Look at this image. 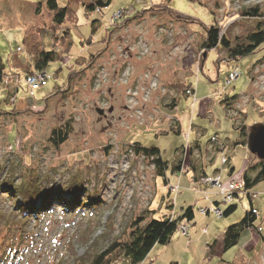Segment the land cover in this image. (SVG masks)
I'll use <instances>...</instances> for the list:
<instances>
[{
	"label": "rangeland",
	"instance_id": "rangeland-1",
	"mask_svg": "<svg viewBox=\"0 0 264 264\" xmlns=\"http://www.w3.org/2000/svg\"><path fill=\"white\" fill-rule=\"evenodd\" d=\"M41 1L0 0V55L5 64L0 109L8 112L0 114V180L11 173L18 183L19 177L36 174L41 188L61 191L58 196L64 199L75 196L82 209L64 211L52 206L45 214L24 215L14 209V198L6 188H1L0 264H73L67 251L71 248L80 256L88 249L80 243L87 228H91L95 249L101 250L115 238H126L134 216L151 211L150 217L160 218L170 212L171 203L175 215L181 206H193V220L182 222L185 231H176L168 244H155L140 264H264V181L250 190L255 194L252 205L258 210L255 225L260 224L261 235L255 227L247 228L237 245L218 255L215 247L211 251L207 245L218 241L225 227L248 210L245 194L233 198L237 207L227 216L201 214V209L210 208H205L209 195L221 202L213 185L195 190L191 170L172 173L170 167L165 185L163 177L155 176L151 158L136 154L133 147V142L153 145L171 162L176 150L188 143L183 133L189 131L191 122L205 129L201 136L205 143L216 132L220 141L236 140L238 131L233 125L242 121L240 111L245 112L243 122L249 128L264 122V112L260 114V106L264 109V43L236 61L224 60L220 46L208 52L201 47L203 25L229 33L230 39L243 36L256 19L243 17L241 10L257 4L264 13V0H111L101 14L86 15L82 5L71 3L77 20L69 23L70 39L59 41V47L53 42L62 30L44 27L51 22L46 8L41 11L40 7L38 14L34 11L35 3ZM165 6L181 20L158 11ZM37 41L58 55L43 71L48 76L45 85L32 88L27 78L43 73L29 71L30 47ZM93 56H98L93 64L68 83V71H79ZM235 70L237 77L227 82ZM184 80L194 93L180 92L178 105L171 109L167 105L177 93L173 85ZM53 90L55 94L45 99ZM234 94L238 97L232 111L225 110L221 99ZM12 109L17 112L9 113ZM178 117L186 127L183 133L170 130L179 131ZM66 123L71 132L54 147L50 132ZM190 138H195V132ZM226 152L217 155L208 170H224L220 158ZM250 155L239 144L227 156L237 171L244 158L245 168ZM178 158L184 160L186 169L189 150ZM73 175L82 181L75 194L69 191ZM231 179L235 178L231 176L227 183ZM170 187L177 192L171 191L168 198ZM225 206L220 203L219 209ZM111 264L126 263L120 257Z\"/></svg>",
	"mask_w": 264,
	"mask_h": 264
},
{
	"label": "trees",
	"instance_id": "trees-1",
	"mask_svg": "<svg viewBox=\"0 0 264 264\" xmlns=\"http://www.w3.org/2000/svg\"><path fill=\"white\" fill-rule=\"evenodd\" d=\"M71 3H78L82 5L85 15L92 11H97L101 14V12L110 5L111 0H68L65 5H60L57 0H43L41 2L35 3V13L38 14L40 7L44 5L50 14L52 25L51 28L62 30V34L57 37L56 42H53V46L59 47L60 44L64 43L63 41L66 42V37L70 39V37L68 36L69 23L73 22V24H75L74 22L77 20L76 13L72 9ZM165 7L166 9L161 7L160 9H158V11L168 14L171 18H174L177 21L181 20V18L177 16L175 11L171 10V8H168V6ZM152 11L156 10L152 9ZM241 15L243 17H252L256 19L254 27L246 31L243 36H234L232 39H230L229 33H220L219 29L214 26L207 27L203 25L202 27L204 31V39L201 44L202 49L208 52L210 49H214L220 46L225 51V57L223 59L227 61H236L257 51L260 45L264 43V13H262L259 5L255 4L243 8L241 10ZM90 23L91 25L94 24L93 21H91ZM59 41L62 43L59 44ZM30 48L32 50L33 63L31 65V70L29 71H31L32 73L34 71H45L50 63L56 60L58 55H56V51L52 49H44L39 44V41L34 42ZM203 52L201 54V60L199 61L198 67V69L201 71V67L203 64ZM97 57L98 56H93L91 60L89 59L88 64L79 71L70 69L68 71V83L72 78L79 77L84 72V70H86L93 64V59ZM75 62H78L77 58L75 59ZM4 75L5 64L0 55V82L2 81V79L4 81ZM173 87L177 89V93L173 98V101L167 105L170 106L171 109H174L178 105L180 92L186 94L187 91L192 90V85L190 83L186 84L185 80L180 84H176V86L173 85ZM55 92L56 90L51 91L45 97V99L54 95ZM237 97L238 94L225 96L221 99L220 102L224 106L225 110L230 109L232 108L231 106H233V103L235 102ZM260 110V114L262 115L264 109H261V106ZM12 112L17 111H14L12 109L9 113ZM240 112V114L245 116V112ZM1 113L7 114L8 112L0 109V114ZM243 116L241 118V122H236V124L233 125L234 128L238 131V136L235 142L247 146L249 127L244 124ZM262 116V121H264V115ZM234 119H236V117H234ZM70 128L71 127L69 126V124L66 123L59 128H54L51 130L49 141L53 144L54 147H59L67 140L71 132ZM170 128V130L174 131L175 133L179 132L176 130V127ZM214 140L215 137H212L210 139V142L213 143ZM9 144L11 145L12 143L9 141ZM133 147L136 154L142 155L146 158H151V162L153 164L156 175H164V171L168 165L167 162L161 157L160 150L157 147L153 145L145 147L138 142H133ZM250 156L251 159L247 160L245 168L243 169V172L241 174V181L243 182L242 187L240 189H237V191H233L232 200L229 203H224L222 201V196L221 202H218L224 203L226 205L225 208L221 211V215L223 216H227L236 210L237 205L233 203V198L239 196L240 192L245 194L249 203V208L244 212L243 216L237 222L227 225L223 230L221 235L222 252L237 245L241 233L247 228L255 227L257 232H259V234L261 235L260 224L257 226L255 225V222L258 218V210L252 205V200L255 198L253 196H255V194L250 192V190L258 182L264 181V159H258L257 157L252 155ZM171 167V172H174L175 169L179 172L184 173L190 171V167H188L187 169H183L181 168L179 163L171 165ZM191 168H193V166ZM199 176L201 175L195 176L192 174V180L198 182L200 185H206L200 183V181L198 180ZM38 178L39 177H37L36 174H28L19 177L17 181L18 183H15L14 177H12L11 173H9L8 179L0 180V189L6 188L7 194H10L12 196V199L14 198L13 206L17 212H20L24 215L45 214L47 211L52 209V206L61 207L64 211H69L72 208L75 210L82 209L81 202L74 198L75 196L73 197V199H64L62 196H58L60 195L58 192L61 191L56 192L48 188H41ZM77 180H79L78 175H73L70 178L69 191L71 194H75L78 192L77 190L82 181ZM91 195L95 197L94 193ZM150 212L151 211H148V214L143 213L142 215L138 214L134 216V218H132L129 223V231L126 238H115L104 249L101 250L95 249V239L91 238V236L89 235L91 228H87L85 233L80 237V243L87 245L88 249H86L82 255L77 256L72 252L71 248H69L67 251V256H71V258L73 259V264H82L86 260L89 264H111L115 260H118L120 257L125 260L126 264H140L155 244H168L171 240V237L177 231L179 225L182 222H190L194 217L192 206L183 209L178 215L165 214L157 219L150 217ZM146 215L149 216L148 219H146ZM261 240V245H263L264 238L262 237ZM2 258L3 255L0 256V259ZM171 264L176 263L172 262Z\"/></svg>",
	"mask_w": 264,
	"mask_h": 264
},
{
	"label": "crops",
	"instance_id": "crops-1",
	"mask_svg": "<svg viewBox=\"0 0 264 264\" xmlns=\"http://www.w3.org/2000/svg\"><path fill=\"white\" fill-rule=\"evenodd\" d=\"M60 5H62V4H60ZM45 8L46 7L44 5H42L41 6V11L44 10ZM45 10L47 11V16L50 17V14H49L48 10L47 9H45ZM41 11H40V13H41ZM51 26L52 25H51V22H50L49 26H44V27H46V29H48L49 27L51 28ZM2 60H3V57H2ZM16 69H19V68L16 67ZM190 93L191 94L194 93V90L192 89ZM195 105H196V102L194 103V106ZM231 107L233 108V106H231ZM232 108H230L231 111H232ZM177 120L179 122V132L178 133H183V131L186 130V127H184L185 125L182 124V121L179 119V117H178ZM191 132H195V138L194 139L190 138ZM204 132H205V129L202 126L198 127V126H195L193 124V122L190 123L189 131L186 130V132L183 133L184 135H187L188 143L186 145H183L181 148L176 150V157H175V159L173 161L168 162L167 160H165L167 162L168 166H167V168L164 171V175L161 176V177H163V180H164L163 183L165 185H167V183L169 181L168 178H167L168 168L170 167V171H171V168H172L171 165H174V164H177V163H179L181 168H183L184 167V160L183 159L180 160L178 158V155H181V154H185L186 155V152H188V150L190 152V160H189V164L186 165V169L188 167H190L189 169L192 171L193 175H195V176H198L200 174H205L207 176L215 175V176L218 177L220 183L223 181V183H221L222 186H225V184L227 183V181L230 179L231 176L236 178V179H241V174H242V170H243V167H244L245 158H244V160L241 163V167L239 169H237V171H236L234 166L231 163L230 157L227 156L230 153V151L233 150V148L235 146L239 145V143H236L235 142L236 140H234V139L233 140H229L230 138H228V137H226L223 141H220V136L218 137V132H216L217 134L215 133V134L211 135L207 139V142L205 143V142H203L201 140V136H202V134ZM212 137H215V139H216V141L213 142V143L210 142V139ZM243 146H245V145H243ZM229 147H230V149H229ZM246 148H247V146H246ZM225 150H227V152H226V154H222L221 155L220 164L225 167L224 170H225L226 173L224 174V170L220 171V170H218V168H215V167L212 168V171L208 170V168H207L208 165L210 167L213 166L215 157L217 155H220L221 153H223ZM222 158L226 159L224 164H222V161H221ZM192 166H193V168H191ZM172 173H179V171L175 169L174 172L172 171ZM155 176L160 177L159 175H155ZM155 176H154V179H155ZM192 183H193L192 187H194L195 190L201 189L200 187H202V186H206V185H200L198 182H196L194 180H192ZM154 186L156 188V181H154ZM212 187L215 188V191H216L215 194H217V195H219L221 197V193H219L220 191L218 190L219 188L217 186H215V185H213ZM175 188L176 187H170L169 188V192H168V195H167L168 198H170L169 195H170L171 191L177 192V190ZM209 196L210 197L212 196L213 198L209 197L210 198L208 200L209 206L205 207V208H209L210 207L209 209H211L213 207H219L220 203H218L219 201H216L215 195H209ZM189 206H191V205L181 206L180 211H182L183 209H185V208H187ZM168 214H175L174 209H173V203L170 204V212ZM201 214L209 215V214H212V213L211 212H206V213H201ZM218 246H219V248H218ZM214 247H215V250L217 251L216 253L218 255L219 254L221 255L222 253L225 252V251L222 252V249H221V236H220L219 240L218 241H214L211 246L207 245L208 250H211V251H214Z\"/></svg>",
	"mask_w": 264,
	"mask_h": 264
},
{
	"label": "built area",
	"instance_id": "built-area-1",
	"mask_svg": "<svg viewBox=\"0 0 264 264\" xmlns=\"http://www.w3.org/2000/svg\"><path fill=\"white\" fill-rule=\"evenodd\" d=\"M228 80L227 82L233 80L234 78L237 77L238 73L235 71H231L228 74ZM47 74L45 72L37 74L35 76L32 77H28L26 82L27 85L29 87H36L37 85H45L46 80H47ZM222 162H225V160H222ZM199 181L202 184H206V185H215L219 188V191L221 193L222 196V201L224 203H229L232 200V193L234 190L240 189L243 185V182L241 181V179H231L227 184H225V186H222L221 183L219 182L217 177H212V176H201L199 178ZM201 213H206V212H211L212 214L216 215V216H220L221 215V210L216 207V208H211V209H201L200 211ZM184 224H180L177 231H185V228L183 227Z\"/></svg>",
	"mask_w": 264,
	"mask_h": 264
},
{
	"label": "water",
	"instance_id": "water-1",
	"mask_svg": "<svg viewBox=\"0 0 264 264\" xmlns=\"http://www.w3.org/2000/svg\"><path fill=\"white\" fill-rule=\"evenodd\" d=\"M96 111L99 114L103 112L101 109H96ZM247 149L258 159H264V122L255 124L249 128Z\"/></svg>",
	"mask_w": 264,
	"mask_h": 264
}]
</instances>
